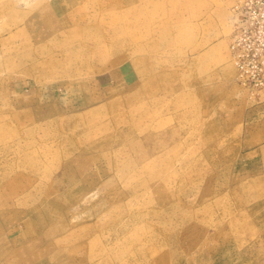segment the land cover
<instances>
[{
	"label": "rangeland",
	"instance_id": "rangeland-1",
	"mask_svg": "<svg viewBox=\"0 0 264 264\" xmlns=\"http://www.w3.org/2000/svg\"><path fill=\"white\" fill-rule=\"evenodd\" d=\"M259 7L0 0V264H264Z\"/></svg>",
	"mask_w": 264,
	"mask_h": 264
},
{
	"label": "built area",
	"instance_id": "built-area-1",
	"mask_svg": "<svg viewBox=\"0 0 264 264\" xmlns=\"http://www.w3.org/2000/svg\"><path fill=\"white\" fill-rule=\"evenodd\" d=\"M255 1L257 4H260L259 9H261L264 6V0H252V2ZM256 20L258 22L259 25H261L258 29V31L260 34L263 33L264 34V13L260 14L259 17L255 16ZM255 30V29H254ZM253 67L255 68V70L253 71V79L255 77H257V75H262L260 72L263 71V67L259 66L258 62H256V64L253 65Z\"/></svg>",
	"mask_w": 264,
	"mask_h": 264
},
{
	"label": "crops",
	"instance_id": "crops-1",
	"mask_svg": "<svg viewBox=\"0 0 264 264\" xmlns=\"http://www.w3.org/2000/svg\"><path fill=\"white\" fill-rule=\"evenodd\" d=\"M263 110H264V103H263ZM259 115H261V114H259Z\"/></svg>",
	"mask_w": 264,
	"mask_h": 264
}]
</instances>
